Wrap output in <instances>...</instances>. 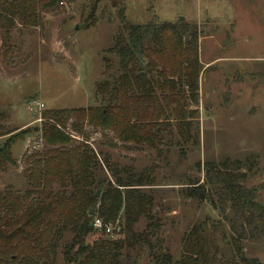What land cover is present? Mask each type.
I'll return each mask as SVG.
<instances>
[{
	"label": "trees",
	"instance_id": "trees-1",
	"mask_svg": "<svg viewBox=\"0 0 264 264\" xmlns=\"http://www.w3.org/2000/svg\"><path fill=\"white\" fill-rule=\"evenodd\" d=\"M75 1L0 0V31L9 42L18 24L39 27L41 10ZM107 1L118 10L121 27L103 58L106 79L96 96L101 105L43 114L38 133L44 149L26 152L23 161L28 189L0 192V264H51L59 253L64 264H142L144 252L151 264H216L221 254V259H230L229 250L242 264H250L242 255L244 228L264 231V208L257 192L246 186L243 162H211L204 166V181H189L180 191L185 200L231 211L243 232L236 227L238 237L231 236L230 242L223 237L228 246L224 251L208 225L198 224L185 234L181 259L175 261L158 239L161 220L150 191L156 187L152 173L121 167L108 155L101 160L91 145L87 129L112 133L129 151L155 153L180 141L197 145L199 137L198 128L191 130L204 73L199 27L185 21L133 25L125 20L124 0ZM1 133L0 126V140L6 136ZM18 140L12 136L0 147V173L19 168L12 150ZM96 220L102 229L94 227ZM143 221L146 228L138 232ZM106 227L115 229L116 240ZM133 252L137 254L132 258Z\"/></svg>",
	"mask_w": 264,
	"mask_h": 264
},
{
	"label": "rangeland",
	"instance_id": "rangeland-1",
	"mask_svg": "<svg viewBox=\"0 0 264 264\" xmlns=\"http://www.w3.org/2000/svg\"><path fill=\"white\" fill-rule=\"evenodd\" d=\"M95 3L77 0L41 10L42 24L31 28L18 24L9 42L0 31V126L1 134H6L0 147L12 136H19L12 148L19 168L0 173V192L28 189L22 174L26 168L23 161L26 152L44 149L38 131L45 112L97 107L101 103L96 96L98 86L106 79L103 58L114 45L121 21L118 10L107 0H99L94 10ZM123 3L125 20L133 25L174 24L185 19L199 27L204 73L199 105L192 108L198 115L191 129L199 130L198 144L184 145L180 141L174 148L165 146L157 153L148 149L129 151L112 133L87 129L91 133L89 141L101 153V160L108 155L121 167L152 173L156 187L150 191L155 195V210L161 220L158 239L175 261L181 259L185 234L201 223L208 225L221 249L228 250L223 237L227 242L231 236L238 237V231L243 232L241 221L231 211L185 200L180 191L189 181H204V166L211 162H243L247 166L243 172L248 173L246 186L257 192V202L264 208V0ZM111 72L115 74L116 69ZM33 101L42 103L45 109L35 108L31 113L28 108ZM145 226L141 222L137 231L143 232ZM245 227L242 255L250 264H264V231ZM113 236L111 239L116 240ZM136 254L133 252L131 257ZM142 256V264L152 263L148 252ZM228 256L226 260L219 255L216 264H242L234 252L230 254L229 250ZM51 264H64L62 255L59 253Z\"/></svg>",
	"mask_w": 264,
	"mask_h": 264
},
{
	"label": "built area",
	"instance_id": "built-area-1",
	"mask_svg": "<svg viewBox=\"0 0 264 264\" xmlns=\"http://www.w3.org/2000/svg\"><path fill=\"white\" fill-rule=\"evenodd\" d=\"M35 108H39L40 110H42V109H45V106L42 103H40V102L33 101V103H31L29 105V108L28 109H29V111L31 113H33L34 110H35ZM102 226H103V224H102L101 221H99V220H96L95 221V224H94V227L95 228H97V229L100 230V229H102ZM106 228H107L106 229V233L109 234L110 236H113L115 229H113L112 227H106Z\"/></svg>",
	"mask_w": 264,
	"mask_h": 264
},
{
	"label": "water",
	"instance_id": "water-1",
	"mask_svg": "<svg viewBox=\"0 0 264 264\" xmlns=\"http://www.w3.org/2000/svg\"><path fill=\"white\" fill-rule=\"evenodd\" d=\"M181 22H184L185 19H181L180 20ZM97 198H99V192L96 194ZM96 209H97V206H95L92 210H91V216L94 217L96 215Z\"/></svg>",
	"mask_w": 264,
	"mask_h": 264
}]
</instances>
